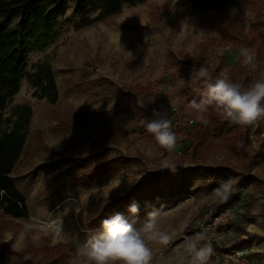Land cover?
I'll return each instance as SVG.
<instances>
[{"label":"rangeland","instance_id":"1","mask_svg":"<svg viewBox=\"0 0 264 264\" xmlns=\"http://www.w3.org/2000/svg\"><path fill=\"white\" fill-rule=\"evenodd\" d=\"M189 1L125 4L119 14L90 25L87 23L98 12L77 14L76 4L71 1L58 20L55 38L45 46L33 44L26 56V73H34L42 62L49 63L58 100L52 104L47 98L36 97V89L25 77L3 114L5 119L18 104L33 109L27 143L11 175L26 199L29 217L16 221L21 225L17 233L2 235L0 251L19 252L29 245L42 247L47 240L49 246L70 243L75 254L80 245L101 231V222L115 213H123L134 227H139L154 212L161 231L170 239L151 245L153 264H182L185 244L192 238L193 220L203 218L211 209L232 204L239 210L237 243L240 246L241 240H247L242 249L246 253L240 263H235L221 255L233 253L218 245L217 250L223 252H215L210 264H264V158L250 171L237 164V172L246 174L244 179L226 172L218 150L201 153L204 166L185 161L175 172L161 169L160 161L169 153L155 140L140 139L152 115L126 128V136L108 144H95L99 137L131 122L139 108L146 112L163 108L178 138L171 155L177 161L180 155L188 154L184 134L194 129L196 120L188 115L191 109L187 102L196 95L186 87L194 81L191 77L195 72L187 79L173 71L164 74L168 61L171 56H202L199 45L215 36L213 27L217 22L226 25L234 21L249 32L257 15L241 0H230L225 10L209 7L205 11L194 10ZM232 9L235 15H230ZM241 47L210 49L205 64L218 67L223 58L225 65L218 73L227 69L230 74L239 64ZM248 69L253 72L251 83L255 78L264 79V70ZM148 82L155 83L153 93L138 95L133 105L121 107L114 115L94 123L59 127L56 114L110 112L122 103L132 86ZM86 149L91 152L90 168L73 164ZM158 173H168L169 177L148 187L147 178ZM229 179L235 181L231 195L226 200L215 198L213 190ZM132 202L139 204L136 216L127 211ZM41 259L14 256L0 260V264H41Z\"/></svg>","mask_w":264,"mask_h":264},{"label":"trees","instance_id":"2","mask_svg":"<svg viewBox=\"0 0 264 264\" xmlns=\"http://www.w3.org/2000/svg\"><path fill=\"white\" fill-rule=\"evenodd\" d=\"M71 1L76 4L77 14L87 15L91 12H98V15L87 23L90 25L119 14L125 4L144 3L147 0H0V127L5 126L0 130V216L4 219L0 221V238L8 232L17 233L21 229V225L16 221H22L29 217L26 199L11 179V175L26 146L27 129L33 118V109L28 104H18L11 109L5 119H3V114L19 93L21 82L25 77L36 89L34 94L36 97L47 98L52 104L57 102L58 88L51 65L42 62L35 67L34 73L27 74L26 56L33 48L34 43L45 46L55 38L58 20L65 14L68 3ZM241 1H244L250 9L257 13L249 32H246L244 27L234 21H228L226 25L217 22L213 27L215 36L206 39L199 45L202 56L197 58L189 55L179 58L171 56L164 74L173 71L181 79H187L189 74L204 66L211 75L215 76L219 69L225 65V60L221 58L218 67L205 64L209 59L208 56H205L209 50L218 47L238 48L240 46L252 48L256 53L259 64L254 71L264 70V1ZM235 3L238 5L240 2ZM189 4L196 11H205L209 7L225 10L231 2L230 0H190ZM240 61L236 65V70L232 71L230 75L234 82L242 83L246 87L251 83L253 72L243 66ZM186 89L195 94L198 100L202 84L190 81ZM154 91L155 83L153 82H148L146 85L135 84L125 95L122 103L113 107L110 112H93L89 115L77 112L56 114L60 121L59 127L65 129L75 123H94L108 118L121 107L133 105L138 95L151 94ZM191 101L188 100V106ZM159 110L167 113L163 108ZM152 112H146L144 108H139L131 122L99 137L95 144H108L120 136H126V128L148 119ZM205 116L208 125L205 126L204 123L196 120L194 129L184 134L188 154L179 156L176 161L177 167L183 165L185 161H194L200 166H204L201 153L207 150H218L223 157L224 169L228 174L233 175L239 173L236 168L237 164L246 171H250L255 163L264 156V120L250 126H240L222 119L212 108H209ZM218 132L221 133L217 136ZM254 138L257 141L256 145ZM140 139L146 142L154 140L146 128ZM91 162V152L86 149L73 164L90 168ZM168 177V173L150 175L147 178V185L152 188ZM245 177V173L240 174L241 179ZM228 205L230 204L224 206ZM224 206H220L218 210ZM231 206L233 205L231 204ZM241 241L240 246L239 241L232 249L246 248L247 240ZM72 249L70 243L49 246L47 240H44L42 247L29 245L19 252L0 251V260L14 256L33 255L42 258L41 264H70L74 257Z\"/></svg>","mask_w":264,"mask_h":264},{"label":"clouds","instance_id":"3","mask_svg":"<svg viewBox=\"0 0 264 264\" xmlns=\"http://www.w3.org/2000/svg\"><path fill=\"white\" fill-rule=\"evenodd\" d=\"M236 10H230L235 15ZM239 56L243 66L255 69L256 53L252 48L241 47ZM202 84L200 98L193 99L188 113L193 119L207 123L205 114L214 109L224 120L240 126H250L264 120V79H256L248 86L234 82L228 70L213 76L201 66L191 77ZM153 118L145 128L156 144L169 155L160 161V168L175 172L176 158L171 154L177 147V134L173 131L172 121L163 111L153 109ZM235 181H221L213 190L215 198L226 200L234 190ZM139 204L132 202L127 211L130 215L139 214ZM170 236L161 231L157 213H149L148 218L139 226L123 213H115L101 222V231L80 245L70 264H153V243H167ZM214 249L204 233H197L186 242L182 254V264H210Z\"/></svg>","mask_w":264,"mask_h":264},{"label":"built area","instance_id":"4","mask_svg":"<svg viewBox=\"0 0 264 264\" xmlns=\"http://www.w3.org/2000/svg\"><path fill=\"white\" fill-rule=\"evenodd\" d=\"M239 218V210L228 205L218 210L211 209L204 214L203 218H195L192 222L191 235L194 237L197 233H204L207 242L212 246L215 244L223 245L226 251L232 252L233 255L224 256L231 259L235 263H240V259L246 253L242 249L233 250L232 248L239 241L236 223Z\"/></svg>","mask_w":264,"mask_h":264},{"label":"crops","instance_id":"5","mask_svg":"<svg viewBox=\"0 0 264 264\" xmlns=\"http://www.w3.org/2000/svg\"><path fill=\"white\" fill-rule=\"evenodd\" d=\"M188 113H189V112H188ZM194 120H195V119H194ZM254 142H255V138H254ZM256 142H257V141H256ZM254 144H255V143H254ZM255 145H256V144H255ZM262 158H264V156H263ZM262 158H260V159H262ZM260 159H259V160H260ZM259 160H258V161H259ZM258 161H257V162H258ZM257 162H256V163H257ZM256 163H255V164H256ZM238 174H239V176H240L241 173H238ZM190 231H191V229H190ZM190 233H191V232H190ZM218 245H219V244H215V245H214V248H215L214 253L217 252V251H220V250H217V246H218ZM220 252H221V251H220ZM225 254H227V253H225ZM225 254L222 253L221 255L224 256ZM215 256H216V254H215Z\"/></svg>","mask_w":264,"mask_h":264}]
</instances>
